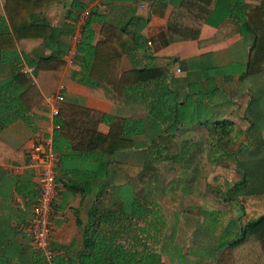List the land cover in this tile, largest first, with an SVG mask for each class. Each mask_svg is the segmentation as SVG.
Listing matches in <instances>:
<instances>
[{"label":"trees","instance_id":"trees-1","mask_svg":"<svg viewBox=\"0 0 264 264\" xmlns=\"http://www.w3.org/2000/svg\"><path fill=\"white\" fill-rule=\"evenodd\" d=\"M56 2L0 0V164L6 159L18 165L30 162L27 155L23 164L24 152L12 148L1 134L16 121L31 125L32 111L55 92L66 69L70 41L62 39L63 32L57 34V29L49 23L36 19V14L44 13ZM82 7L83 12L86 6ZM94 16L96 11L92 10L78 46L75 64H81L89 76L81 82L90 88L93 97L109 101L115 107H124L126 96L131 92H142L151 121L148 126L144 120L110 116L75 104L61 103L55 119L60 128L54 134L59 166L70 160L94 162L96 165L90 170L94 176L90 190L97 179L104 180L95 204L89 210L88 223L84 226L78 219V224L84 226L83 241L80 251L73 256V264H166L164 255H167L165 246L169 226L163 198L168 189L158 178L147 183L145 196L138 195L135 180L143 168L116 161L115 157L119 152L139 147L146 148V158L152 166L154 161L173 159L168 151L180 136L173 132L188 122L183 115L186 104L183 99L202 92L216 95L218 76L224 74L226 80H230L234 74L228 73L227 69L212 67L196 75L198 79H204V83L187 77L182 88H173L174 81L167 69L145 67L121 73L123 53L117 52L119 44L125 41L130 49L137 47L139 40L126 35L125 29H117L104 21L103 31L108 34L104 35V41L94 45ZM69 18L75 23L78 16L69 15ZM204 26L215 28L216 33L212 38L200 41ZM68 29L65 36L69 38L74 33V26L69 25ZM166 31L169 44L198 41L201 46L227 42L243 33L249 35L252 41L247 61L244 68L235 73L240 81L264 76V0H184L173 9ZM52 42L57 47L53 55L37 54L40 47ZM25 65L35 68V81L22 73ZM3 73L7 76L1 79ZM186 80L189 84H185ZM257 100L261 99L253 93L244 121L251 125L253 132H257V136L253 133V159L258 161L260 157L261 161L259 167L255 164L253 168V182H259L260 186L251 188L253 184L243 181L233 188V194L230 193L233 197H227L238 203L242 213V233L229 246L232 264H264V124H258L255 119L262 113V109L255 106ZM102 123L109 125V134L99 132ZM195 123L209 127L210 149L221 143L230 147L236 126L233 120L211 118ZM142 136L145 139L138 141ZM248 163L238 161V168L246 169ZM150 165H147V177L153 175ZM110 166L118 176L127 180L126 184L119 186L108 182L104 175ZM159 170L155 171L157 176ZM21 180L22 177L18 176L15 183ZM2 186L0 179V188ZM38 196L39 191L27 195L32 208ZM51 248L55 254L51 260L34 249L31 257L19 258L18 264H62L63 260L56 255L58 249L52 243ZM11 257L8 251L0 248V264H13Z\"/></svg>","mask_w":264,"mask_h":264},{"label":"crops","instance_id":"crops-1","mask_svg":"<svg viewBox=\"0 0 264 264\" xmlns=\"http://www.w3.org/2000/svg\"><path fill=\"white\" fill-rule=\"evenodd\" d=\"M183 1L57 0L56 4L49 7L44 13L36 14V19L49 23L57 29V34L63 32L62 39L71 43L72 36L69 38L65 36L68 35V26H74L75 33L80 28L78 22L80 18L88 16V14L90 17L91 11L95 10L96 16H94L95 20L92 25L94 45L104 41V35L108 34L103 31L104 23L117 26V29L120 28V30L125 29L126 35L139 40L138 46H132L133 48L130 49L125 41L119 44L117 52L123 53L120 65L121 73L145 67L167 69L174 81L173 88H182L187 77L196 78L197 82L204 83V79H198L196 75L212 67L227 69L228 73L234 74L230 80H226L224 74L218 76L219 91L216 95L211 96L202 92L190 96V99L188 97L183 99L186 103L183 115L188 122L184 127L173 132L175 135L183 137L180 144L176 143L181 147L176 146L175 142L178 140L176 139L171 145V148L175 145L173 149L175 152L171 153L173 150H170V157L174 156V158L164 162H153L154 166L160 168L158 176L157 172H153L152 176L147 177V165L152 162L146 158V148L138 147L122 151L115 157L116 161L136 164L143 168L142 173L135 180L138 195L141 193L145 196L147 183L160 178V181H163L164 186L166 185L168 189V194L164 196L163 201L169 200L170 205L173 203L174 207H177L175 200H186L191 203L187 207L188 212H184L185 210L181 206L187 220L185 226L189 233L202 231L200 226L203 224L204 235L208 237L206 231L217 226V233L214 235L217 237V242L211 246V249L217 250V253L215 251L216 258L207 261V264H232L229 246L242 233V213L238 203L232 200L233 195L230 193L233 194V188L236 185L240 186L243 181L253 184V128L249 123H244L248 102L253 95V77L242 82L235 71L240 72L244 68L252 39L249 35L239 34L227 42L212 46H201L198 41L167 43L166 30L169 17L173 9L179 7ZM142 5H145V8H142ZM82 6H86L83 12L81 11ZM69 15H77V21L73 23ZM215 33V28L204 26L200 41L212 38ZM113 48L116 49L115 46ZM56 49L54 42L48 43L40 47L37 54L51 56ZM6 76L3 73L1 79ZM88 77L86 69L81 64L66 65L55 92L47 96L42 104L32 111L31 125L23 121H16L2 132L1 138L7 144L24 152L23 164L29 155V149L36 133L40 130L41 132L53 130L56 124L55 119L51 116V110L55 104L54 97L59 93L61 84L65 86L64 103L75 104L110 116L144 120L149 126L151 121L149 107L144 101L145 95L143 96L142 92H131L126 96L124 107H115L109 101L91 95L90 88L81 82L87 80ZM185 84H189V81L186 80ZM211 118L233 120L236 126L231 136L246 137L247 143L235 147L236 153H233L232 157L229 156L228 162L226 157L223 162L221 159L217 162L210 159V153H215L216 149H219V153L222 148L219 147L221 144L215 149L212 148L211 151L209 127L195 123ZM109 131L108 124H100L99 132L101 134L107 135ZM144 139L145 136H142L138 141ZM217 158H219V154ZM241 160L249 162L248 168H238L239 164L236 161L241 162ZM29 163L18 165L6 159L4 163L0 164V179L3 185L0 188L2 189L0 194V248L10 253L13 264H18L19 258L31 257L34 250L31 241L22 233V227L32 212V205L29 203L27 195L32 191H38L36 173L28 166ZM95 165L94 162L85 160H70L60 165L58 172L59 197L52 224V245L58 249L56 255L63 260L62 264H73V256L80 251L83 228L89 221V210L95 204L93 202L94 187L97 181L100 182L99 189L104 183V180L99 178L90 190V183L94 179L90 170ZM17 168L19 171L16 170ZM166 169H169V177H166V174L164 177L162 176ZM18 176L22 177V180L15 183V178ZM104 177L108 179L109 183L119 186L127 183L123 176H118L112 166L107 169ZM156 193L157 191H155ZM229 196L232 197L228 200ZM195 216L197 219L193 221ZM205 216L216 220L210 221L208 224ZM226 218H231L233 223L231 229L227 231ZM78 219L83 222V227L78 224ZM197 220L201 221V225H196ZM218 242L221 244L219 245Z\"/></svg>","mask_w":264,"mask_h":264},{"label":"built area","instance_id":"built-area-1","mask_svg":"<svg viewBox=\"0 0 264 264\" xmlns=\"http://www.w3.org/2000/svg\"><path fill=\"white\" fill-rule=\"evenodd\" d=\"M142 8H145V5H142ZM88 17L89 14L80 18L78 21L80 28L71 37L66 59V63L69 66H74L76 63V58L79 55L78 46ZM22 73L35 81V68L25 65L22 67ZM64 89L65 86L61 84L59 93L54 97L55 104L51 110V116L54 119L58 117L60 105L65 101ZM59 128L60 126L55 124L53 130H45L35 135L32 146L29 149L31 162L28 166L36 173L39 196L32 208L28 221L22 227V233L31 241L33 248L42 252L48 260H51L55 255L51 248L52 224L59 197L57 176L60 166L58 163L59 156L54 149V134ZM16 170L19 171V168Z\"/></svg>","mask_w":264,"mask_h":264},{"label":"rangeland","instance_id":"rangeland-1","mask_svg":"<svg viewBox=\"0 0 264 264\" xmlns=\"http://www.w3.org/2000/svg\"><path fill=\"white\" fill-rule=\"evenodd\" d=\"M240 35H244V33ZM253 93L256 95L257 98L261 99V100L256 101L255 106H258V109L259 108L262 109V113H260L261 116L260 115L255 116V119L258 122V124H264V76L253 78ZM253 133L255 136H257L256 131H254ZM182 138H183L182 136H179L177 138L178 140L176 142L174 141L175 144L176 143L180 144L182 141ZM230 142H232L229 145L230 147H227L226 145L221 143L219 147H222V148L219 151V153H218L219 149H216L215 153H210L209 155L210 159L211 160L214 159L216 162L217 160L219 161L221 159L222 160L221 162H223L224 157H226V161L228 162L229 153L231 154L236 153L235 149L239 146V144L245 145L247 143L246 137L238 138L236 136L235 137L231 136ZM178 144H176V146H178ZM234 144L235 146H233ZM174 147L175 145L172 146L170 150H173ZM178 147H181V146H178ZM170 150L168 151V153H170ZM174 152L175 150L171 151V153H174ZM218 154H219V158H217ZM260 161H261L260 157L258 161L256 159H253V168H255V164L257 167H259ZM236 162L238 163V161ZM158 168H159L158 166H152V164L149 166V170L151 172H155ZM165 174H166V177L170 176L169 169H166V172L162 173V176L164 177ZM256 186H260L259 182H253V185L251 186V188L256 187ZM163 202H164L163 203L164 204V207H163L164 214H165L167 222L169 223V229H168L169 236L166 239L167 246H165L167 250L166 251L167 255H164L165 263L166 264H200L198 262H202L201 264H207V261L213 260L216 254H215V250L213 251V249H211V246H214V244H216L217 242V237H215L214 235H216L218 227L214 226V228L211 227L210 231L207 230L209 231V232L206 231L207 233L206 235H208L207 237L204 235V230L202 226L203 224L201 225V221L197 220L196 225H201L200 227L202 231L189 233L187 230V227L185 226L187 220H186L185 215L183 214L182 209L185 210L184 212H188L187 207H189L191 203H189L186 200H178V201L175 200V202L177 203L176 205L177 207H174L173 203H171L170 205L169 200H164ZM181 206L183 207L182 209H181ZM204 218L207 220L208 224H210V221L214 222L216 220L209 216H205ZM196 219H197L196 216L193 217V221ZM226 220H227V226H226V231H227L231 229L230 227L233 226V223L231 222L232 220L231 218H226ZM220 244L221 243H219V245ZM216 253H217V250H216Z\"/></svg>","mask_w":264,"mask_h":264},{"label":"water","instance_id":"water-1","mask_svg":"<svg viewBox=\"0 0 264 264\" xmlns=\"http://www.w3.org/2000/svg\"><path fill=\"white\" fill-rule=\"evenodd\" d=\"M99 185H100V182L97 181L96 183V186L94 187V194H93V202H95V199H96V196L98 195L99 193Z\"/></svg>","mask_w":264,"mask_h":264}]
</instances>
